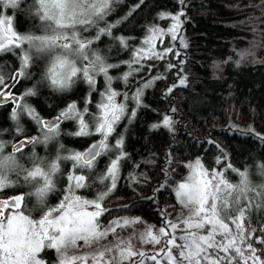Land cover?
I'll list each match as a JSON object with an SVG mask.
<instances>
[{
	"label": "snow or ice",
	"instance_id": "6c2138e0",
	"mask_svg": "<svg viewBox=\"0 0 264 264\" xmlns=\"http://www.w3.org/2000/svg\"><path fill=\"white\" fill-rule=\"evenodd\" d=\"M20 2L0 0V12L7 7L15 10ZM119 2L32 0L27 12L39 21L42 32L39 35L17 34L10 21L0 19V26L8 24V27L0 29V55L10 53L18 61V70H14L7 79L0 71V105H13L10 119L15 125L11 134H20L11 145V153L5 154V143L0 141V191L10 190L20 182L30 189L25 194L17 192L10 199L0 200V264H46L40 255L45 249L55 251L56 264H89L90 260L92 264H264V219L259 226L252 223L254 210L264 214V183L252 184L246 172H239V182L233 184L223 172L206 170L200 159L187 165L190 175L183 182L153 189L154 193L170 189L184 209L182 215L170 218L164 207L156 203L154 195L150 200L154 209H158L159 226L148 225L139 233L133 231L126 239L118 233L117 229L135 228L144 221L139 217L112 218L111 210L104 207V201L117 188L122 164L130 159L123 151V133H116V128L125 118L130 123L139 108L147 107L143 104L145 89L153 87L156 79L164 78L163 74L152 72L157 64L149 62L164 61L166 73L173 69L180 72L183 60L180 49L174 45L178 43L187 47L181 33L182 17L186 20V14L184 8L179 7L175 14L159 13L158 21L170 23L167 27L149 26L139 47L131 44L130 38L114 37L120 49L128 52V59L108 62L93 45L102 36L112 35V25L100 27V24L112 11V6ZM177 4L183 6L185 0H177ZM93 29L95 34L89 35ZM165 36L170 37V43L158 51L156 41L162 43ZM52 55L56 56V66L68 69L66 74L52 75L50 86L54 91L68 92L77 81H83L88 86V94L82 107H78L75 101L69 102L54 119H44L27 100L37 95V85L43 84V79L19 95L13 90L22 80H32L30 68L35 60ZM246 55L241 52V59ZM122 64L127 71L116 79L124 85L133 78L140 80L131 95L112 88L114 77L110 70L119 69ZM101 75L106 83L98 92V100L93 103L91 94L97 92V77ZM184 85L185 78L180 76L178 85H170L166 92ZM118 98L123 102H118ZM23 117L34 122L40 135L24 136L20 123ZM64 122L74 125V130L64 135L77 138L98 135L100 139L91 143L87 151L69 152L58 140ZM160 127L171 132L174 121L164 115L162 124L155 123L150 129ZM233 127L241 135L254 133L250 126L243 129ZM255 135L264 143V135ZM54 141L57 144L55 158L45 159L34 150L26 157L28 166L17 158V153L25 157L24 149L28 145L33 149L37 145L47 148ZM212 143L215 146V142ZM103 157H107L105 168L97 170L98 160ZM65 161L71 162V170L67 173L61 172V163ZM165 162L171 163L167 153ZM215 162L220 163L219 158ZM227 167L232 172L237 171L231 165ZM260 170L264 173V165H260ZM9 174L15 179H10ZM61 177L65 181L64 190L60 193L59 203L53 206L47 198L55 192ZM128 179L137 187L147 183L146 177L141 180L134 174H129ZM94 185L97 189L94 198L85 199L77 194L78 190L90 189ZM26 197L35 198L34 208L27 206ZM89 207L94 210L90 211ZM128 207L122 206L121 210L127 211ZM37 209L40 216L33 218L32 212ZM106 213L109 214L107 224L101 220ZM134 238L151 250L136 248L132 244Z\"/></svg>",
	"mask_w": 264,
	"mask_h": 264
},
{
	"label": "trees",
	"instance_id": "16d2710c",
	"mask_svg": "<svg viewBox=\"0 0 264 264\" xmlns=\"http://www.w3.org/2000/svg\"><path fill=\"white\" fill-rule=\"evenodd\" d=\"M31 2L32 0H21L17 9L7 7L0 12V15L10 17L17 34H42L39 21L27 12ZM179 7H183L186 14V20L182 17L184 22L181 33L187 44L186 48L178 43L174 45L180 49L183 60L180 72L173 69L166 73L164 61L149 62L157 64L152 72H159L164 78L156 79L153 87L145 89L143 104L147 107L139 108L130 123L125 118L116 128V133H123V151L130 159L122 164L116 190L104 201V207L111 210L112 218L139 217L158 227V209H154L151 197H157L156 203L164 207L169 216L175 214L181 206L176 203L175 195L170 189L165 188L159 193H154L153 189L165 184L174 186L182 181L188 171L187 165L193 159H200L207 170L223 172L233 184L239 182V172H246L252 184L264 183V173L260 170V165H264V143L255 135H264V0H185L183 6H179L177 0H120L112 6V11L100 24V27L112 25V35L102 36L93 47L108 62H123L128 59V52L120 49L114 37L130 38V43L139 47L149 26L157 24L167 27L170 23L158 21L157 15L175 14ZM94 34L95 29L89 33ZM169 43L170 37L165 36L162 43L156 42L157 50L166 48ZM241 52L247 54L246 58L241 59ZM169 59H172L171 56ZM237 62L241 65L239 68L236 66ZM44 63V59L34 61L30 68L32 80H22L13 90L14 94L19 95L36 85L41 79ZM17 64L18 61L12 54L0 55V71L6 79L14 70H18ZM126 71L123 64L119 69L110 70V75L114 77L112 88L119 92L127 91L131 95L140 80L133 78L128 85H124L116 76ZM180 76L185 78V85L166 92L170 85H178ZM105 83L102 75L97 77V92L91 94L93 103L98 100V92ZM36 90L37 95L28 97L27 100L44 119L55 117L69 102L75 101L78 107H82L83 99L88 94V86L83 81H77L65 93L55 92L44 84L37 85ZM118 102H123L122 98H118ZM12 108L11 103L0 105V130H4L0 133V141L5 143V154L12 152L11 144L20 136L19 133L11 134L15 125L10 119ZM128 109L132 110L130 102ZM164 115L174 121V130L169 132L163 127L151 130V125L162 124ZM20 123L24 136L40 135L38 127L30 118L23 117ZM234 125L242 129L250 126L254 133L241 135ZM60 130L59 143L69 152L84 151L96 141L95 138H100L98 135L89 138L64 135L65 132L74 130L71 122L62 123ZM111 139L114 142L115 136ZM32 150L45 159L55 158L57 144L54 141L47 148L37 145L34 149L32 145H28L24 149L25 157L16 154L26 166V157ZM166 153L171 163L165 162ZM217 158L220 163L215 162ZM149 160L152 163H145ZM106 163L107 157L99 158L97 170H103ZM227 165L237 171L232 172ZM70 170L71 162L61 163V172L67 173ZM141 173L143 176H140ZM129 174H134L141 180L146 177L147 183H141L137 187L129 181ZM9 177L15 179L12 174ZM64 185L65 181L61 177L57 181L55 192L50 193L47 198L50 205L59 203ZM29 190L27 185L20 182L10 190L0 191V196L15 195L17 192L25 194ZM96 191L94 185L90 189L78 190L77 194L83 195L85 199H92ZM25 203L29 208L35 207L32 197H26ZM122 206H129L128 210L122 211ZM32 216L39 218L40 211L34 210ZM262 219L264 214L254 210L253 225L259 226ZM101 220L107 224L109 214L106 213ZM55 254L54 250L45 249L40 255L46 264H56Z\"/></svg>",
	"mask_w": 264,
	"mask_h": 264
},
{
	"label": "rangeland",
	"instance_id": "374dc122",
	"mask_svg": "<svg viewBox=\"0 0 264 264\" xmlns=\"http://www.w3.org/2000/svg\"><path fill=\"white\" fill-rule=\"evenodd\" d=\"M0 19H6V20L10 21L11 27H12V29H13V25H12V23H11V20H10V17H9V16H7V15H0ZM4 27H8V24H5V25L0 26V29H2V28H4ZM13 30H14V29H13ZM157 41L161 42L160 40H157ZM157 41H156V42H157ZM101 55H102V54H101ZM52 118H53V117H51L50 119H52ZM97 139H100V138H95V140H97ZM11 145H12V144H11ZM195 160H196V159H193V160L189 161V163H192V162H194ZM189 163H188V164H189ZM204 168H205V167H204ZM205 169H206V168H205ZM206 170H207V169H206ZM208 171H209L210 173H211V172H216V171H212V170H208ZM188 175H190V169H189V168H188V171H187L186 176H185L184 179H183L182 181H180V182H183V181L187 178ZM11 196H13V195H12V194H8V195H6V196H2V198H3V199H10ZM176 203L179 204L177 199H176ZM89 210L91 211V210H94V209L91 208V207H89ZM183 212H184V209L181 207V209L177 210L175 214H173L172 216H170V218H174V217H176V216L182 215ZM124 217H126V216H124ZM148 225H154V224H153V223H148V222H145V221H144L143 224H137V225H135V228L117 229V231H118V233L121 234V236H122L123 238L126 239V238H127V237H128L133 231H136L137 233H139L140 231L143 230V228H145V227L148 226ZM109 239H112V237L110 236ZM132 244L135 245L136 248H140V249H143V250H146V251L151 250L149 246L141 245V244L139 243L138 239H135V238L132 240ZM55 255H56V261H57V254H55ZM89 264H92L91 260L89 261Z\"/></svg>",
	"mask_w": 264,
	"mask_h": 264
},
{
	"label": "clouds",
	"instance_id": "9594fccd",
	"mask_svg": "<svg viewBox=\"0 0 264 264\" xmlns=\"http://www.w3.org/2000/svg\"><path fill=\"white\" fill-rule=\"evenodd\" d=\"M44 68H43V72L41 74V79L44 80V85L49 87L50 89L54 90L51 86H50V81H51V77L54 74H66L68 69H60L57 65V61H56V56L52 55L50 57H48L47 59H44ZM237 68H239L240 62H237ZM74 86V85H73ZM34 202L35 198H34Z\"/></svg>",
	"mask_w": 264,
	"mask_h": 264
},
{
	"label": "water",
	"instance_id": "95a60500",
	"mask_svg": "<svg viewBox=\"0 0 264 264\" xmlns=\"http://www.w3.org/2000/svg\"><path fill=\"white\" fill-rule=\"evenodd\" d=\"M16 141H17V140H16ZM16 141H15V142H16ZM96 141H97V140H96ZM96 141H94V142H96ZM15 142H14V143H15ZM92 143H93V142H92ZM90 145H91V144H90ZM90 145H89L88 147H90ZM88 147H87L84 151H87ZM0 200H2V199L0 198Z\"/></svg>",
	"mask_w": 264,
	"mask_h": 264
},
{
	"label": "flooded vegetation",
	"instance_id": "af4514ba",
	"mask_svg": "<svg viewBox=\"0 0 264 264\" xmlns=\"http://www.w3.org/2000/svg\"><path fill=\"white\" fill-rule=\"evenodd\" d=\"M55 117H53L52 119H54ZM50 119V118H49ZM15 142V141H14ZM14 142L12 143V144H14ZM11 149H12V147H11ZM0 198H2V196H0Z\"/></svg>",
	"mask_w": 264,
	"mask_h": 264
}]
</instances>
